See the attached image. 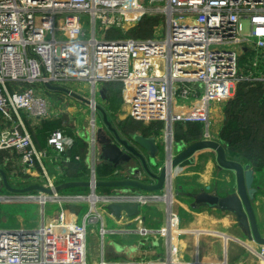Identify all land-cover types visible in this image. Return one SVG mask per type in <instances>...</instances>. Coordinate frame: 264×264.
<instances>
[{"label":"built area","instance_id":"1","mask_svg":"<svg viewBox=\"0 0 264 264\" xmlns=\"http://www.w3.org/2000/svg\"><path fill=\"white\" fill-rule=\"evenodd\" d=\"M154 12L165 18L166 32L149 39L118 36ZM82 14L90 17L91 29ZM70 82L91 86L89 196L56 192L65 181L63 155L82 132L68 124L65 111L53 109L42 88ZM243 83L264 87V0H0V153L16 152L18 165L11 177L40 179V186L53 191L40 193L41 205L58 207L48 225L0 230V264H89L88 227L99 224L103 241L108 233L103 213L117 202L138 203L142 210L158 203L166 207V223L155 232L165 255L144 264H203L180 259L184 232L173 206L174 171L160 193L97 194L101 162L96 137L102 126L97 121L98 85H120L134 121L165 125L169 166L174 159V126L200 124L202 140L220 142L211 133V105L232 101ZM60 119L62 130L50 135L46 148H39L32 133ZM69 127L73 137L66 133ZM48 162L54 163L53 173ZM126 176L114 170L108 180ZM81 202L91 207L80 224L67 206ZM131 220L142 223L140 218ZM137 230L148 235L144 228ZM257 256L264 264V247Z\"/></svg>","mask_w":264,"mask_h":264},{"label":"crops","instance_id":"2","mask_svg":"<svg viewBox=\"0 0 264 264\" xmlns=\"http://www.w3.org/2000/svg\"><path fill=\"white\" fill-rule=\"evenodd\" d=\"M102 88L103 87H101L99 91ZM105 104L106 102L99 105L102 106ZM225 106L226 105L221 106L218 103H213L210 108L211 133L216 140H219L224 127ZM166 132L165 128V134ZM121 136L127 139L126 136ZM139 138L152 139L154 137L143 135V137ZM155 140L157 143L156 138ZM88 145L87 166H89L91 158L89 142ZM142 152L147 157L150 155L147 151L143 150ZM9 153L16 157L13 164L16 165L17 163L18 165L17 161L19 155L16 152ZM228 159L232 160L230 158ZM232 161L239 162L242 165H250L238 160ZM15 167L16 166H13V168ZM48 167L49 171L53 173L55 168L54 163L48 162ZM251 168L254 170L252 166ZM254 171L256 175L254 186L258 189V193L253 206L258 225L261 232L264 233V168ZM174 172L178 175L177 198L179 199L180 197L185 199V201H177V207L175 209V212L181 213L184 218L180 224L184 232L183 237L179 242L180 259L188 263L199 261L203 264H262L256 253L257 250L259 251L260 247L243 236V233L238 227L236 219L232 214L222 213L206 206L193 207L195 201L193 198L189 197L190 194L198 195L202 192H217L219 195L224 196L228 192L232 193L234 190L235 179L233 174L229 171L221 170L218 167L215 153L209 150L201 151L197 153L193 159L179 166ZM89 173L90 169H88L86 177L78 181L86 182L87 180L88 182ZM34 175L36 176V174ZM14 180H21L25 183V186L16 185L19 189L42 184V182H34L40 181V179H31L34 183H27L28 181L26 180L30 179L28 176H24V174L10 177L8 179L9 185L10 182H13ZM99 180L107 181L108 179L99 178ZM66 182L71 181L65 180L63 183ZM208 187L210 188V191H207ZM126 193L137 192L135 190H129V192ZM155 205H150L148 206L149 208H144L142 210V216L145 218L144 221L141 220L142 223H136L137 221H132L131 219L126 218L117 219L109 212L103 213L104 227L108 231L106 236L110 238L109 246L105 248L104 242L106 236L102 241V237H100L99 234L100 225L98 224L95 227H97V243L101 246V250H99L100 256L99 258L91 260L89 255V264H100L102 260L108 263L136 262L144 264L146 261L162 258L165 255L164 244L163 241L156 236L155 232L166 223V207L164 204H158V206ZM72 207L69 208L70 212L75 216V220L79 222V214L76 215L75 212L72 211ZM45 208L46 207L41 206L40 213L42 214V223L37 228H40L43 225H48L51 219L55 216V212H53L48 218H45ZM104 216L107 217V222H105ZM140 228H144L148 231L146 237L141 236L138 230H136ZM239 239H242L245 243ZM87 245L89 252L92 246V239L89 242L87 239ZM242 249H245L247 252L249 251L247 256L242 254ZM243 256L246 257L244 260H241Z\"/></svg>","mask_w":264,"mask_h":264},{"label":"water","instance_id":"3","mask_svg":"<svg viewBox=\"0 0 264 264\" xmlns=\"http://www.w3.org/2000/svg\"><path fill=\"white\" fill-rule=\"evenodd\" d=\"M50 91L63 92L71 97L89 105L90 102L67 89L47 85ZM102 101L106 102V88L99 91ZM102 119V126L98 129L96 142L99 160L112 166L113 170H122L127 175L124 179H113L99 181L96 188L108 189L114 193H126L135 190L137 193L153 194L160 193L165 187L168 174L175 171L179 166L190 161L201 151H212L216 156V163L221 170L229 171L235 179V186L232 193L224 196L215 193L202 192L198 195L190 194L189 197L195 201V206H206L218 210L222 213L232 214L243 236L254 242L258 247H264V233L258 225L253 203L258 193L255 188V171L250 165H242L239 162L229 160L225 147L217 141L201 140L191 145L174 144L172 153L174 159L168 166V148L164 149L156 143L155 138L133 140L125 139L121 136L113 123L109 120L108 114L102 106L97 107ZM89 135V133H88ZM90 140V138H89ZM88 140V141H89ZM174 146L176 149H174ZM147 151V157L142 151ZM165 152V153H164ZM2 185L12 194L25 195L39 192L46 195H53V191L40 185H32L26 188L17 189L9 185L5 172L0 169ZM91 188L90 182L71 181L56 187V192L60 193L68 189ZM210 191V188H207ZM106 211L114 215L117 219L126 217L128 219L145 218L142 216V209L138 203L117 202L107 205Z\"/></svg>","mask_w":264,"mask_h":264},{"label":"trees","instance_id":"4","mask_svg":"<svg viewBox=\"0 0 264 264\" xmlns=\"http://www.w3.org/2000/svg\"><path fill=\"white\" fill-rule=\"evenodd\" d=\"M159 20L154 17H145L140 24L134 29V34L138 37L136 39L153 38L155 27L158 26ZM119 37H128L121 32L117 33ZM110 37H114V32H111ZM147 37V38H144ZM129 38V37H128ZM111 86L106 85V104L105 110L111 121V109L116 100V93H112ZM118 99V98H117ZM122 105L123 99H118ZM225 109V123L219 137L220 143L225 147L228 158L238 160L245 164H250L254 170H261L264 168V87L257 84L253 87L248 83L240 84L237 87L235 98L226 104ZM65 119V118H64ZM134 121V120H133ZM112 122V121H111ZM136 122V121H134ZM63 120L45 122L39 129L32 133V137L37 146L41 149L47 147V141L50 135L56 130H62ZM157 124L158 127H163V123ZM114 126H116L114 124ZM137 124L118 123L116 128L121 135H128L137 131ZM160 128L146 129L144 133L146 136L153 134H160ZM66 133L73 137L72 128L66 129ZM125 133V134H124ZM175 140L178 144L191 145L203 139V128L199 124H182L178 123L174 128ZM89 135L84 131L80 136L75 138V144L71 150L63 155L64 162L67 167H64V180L78 181L86 177L89 166L88 141ZM16 154V153H14ZM16 157L9 152L0 154V164L5 169L3 171L9 179L13 171V162ZM61 167V166H60ZM114 172L111 165L101 163L97 167V174L100 179H109Z\"/></svg>","mask_w":264,"mask_h":264},{"label":"rangeland","instance_id":"5","mask_svg":"<svg viewBox=\"0 0 264 264\" xmlns=\"http://www.w3.org/2000/svg\"><path fill=\"white\" fill-rule=\"evenodd\" d=\"M148 17H154L155 19L159 20L158 26L155 27L153 38L156 35L163 33L164 31L166 32L165 18L162 15L154 12L151 14V16H148ZM81 18L87 24V29L88 30H89V28L91 29L90 17L88 15L82 14ZM138 25L132 26L127 30L126 34L129 38L136 39L138 37L137 35L134 34V29H136ZM247 31H248V26L245 27V32H247ZM144 38H147V37H144ZM141 39H143V38H141ZM102 86L103 85L99 84L98 89H100ZM54 87H56V86H54ZM111 87H112V93L113 94L116 93V95H117L116 100L113 103L114 106L111 109V121H112L113 125L115 124L117 126L118 123H128V124L135 123V124H137L138 125L137 131H134L133 133H130L128 135H124L129 140H133L136 136L143 137V135H145L144 130H146L148 128L154 129V130H156L157 128H160L161 129L159 131L160 134H158V135L153 134L150 136L156 138L157 144L159 146H161L165 151V149H167V145H166V134H165L164 124H163V127H158L157 124L152 125V124H146L143 122H134L130 116V110L127 107V105L124 103V101H123L122 105L118 101V99H120V98L123 99L121 86L119 85V86H111ZM60 88L67 89L68 91L76 94L77 96H79L85 100H88L89 98H91V86L88 83L70 82V83L62 84ZM42 92H44L43 95L52 104L54 110L57 111V110L62 109L63 111L66 112V113L64 112V118L66 120H68V119L71 120V122H68L69 125H77L80 129L79 133L84 131L85 134H88V130L90 128V121H91V112L89 110L88 105H86L85 103L71 97V95H69L67 93L50 91L46 87L42 88ZM97 101L100 105L104 103L101 101L98 93H97ZM219 105L222 106V104H219ZM102 106H103V108H105V105H102ZM225 109H226V107L224 108V110ZM100 119L101 118L99 116L97 121H98L99 125L101 126L102 119L101 120ZM116 126H114V127L116 128ZM174 142H175V144H177L176 140ZM174 149H176L175 146H174ZM1 153H3V152H1ZM53 157H56V155H53ZM62 160H63V158H62ZM166 164H167V160H166ZM63 167H67V164L64 161H63ZM0 169L3 170V169H5V167H3L2 164H0ZM177 176L178 175L175 174L174 183H173V188H174L173 206H174V210L177 207V205H176L177 201H180V200L185 201L184 198H180L179 196H178L179 199L177 198V186H178ZM64 179L65 178H63L62 180H64ZM26 181H28L27 183H29V184L34 183V182L35 183L36 182L41 183V181H34L33 182V181H31V179L26 180ZM16 185L25 186V183H23V181H21V180L20 181L14 180L13 182H10V186L12 188L19 189L18 187H16ZM90 193H91V188H87V189L79 188V189H68V190L60 192L59 194L62 196H74V195L89 196ZM106 193H110V191L108 189L97 188V194L102 195V194H106ZM39 196H40L39 192H33V193L25 194V195L12 194L4 186H2V180L0 177V198H3L2 200H0V230H2V231L3 230L13 231V230L21 229V228H24L27 230H33V229L39 227L42 223V214L40 213V209H41L42 205L38 199ZM29 197H34V198H36V200H33V201L22 200L24 198H29ZM158 204H163V203H158ZM158 204L157 205L153 204V205L158 206ZM45 207H46L45 208L46 209L45 218H48V216L51 215L53 212L58 211L57 204H55L53 206L48 204ZM67 207L69 209L72 206H67ZM89 207H91V205H89L88 202H81V203H78L76 205H73L72 211L75 212L76 215L79 214V223L80 224L82 223L84 216L88 213ZM96 207L99 211L102 208V203H98L96 205ZM152 207H154V206H152ZM147 208H149V207H146L145 209H147ZM178 216L180 217V221L182 222L184 219L183 215L181 213H178ZM104 220H105V222L108 221L106 216H104ZM96 233H97V227H95V226H89L88 227V242L92 239V246H91L90 251L88 252V259H89V255H90L91 260L99 258V256H100L99 250H101V246H99V243H97L98 237H97ZM109 240H110V238H108L106 236V239L104 242L105 248H107L109 246ZM239 240L242 241V239H239ZM243 243H245V242H243ZM260 251H261V248H259V251L257 250L256 253H259ZM248 252L244 249L242 254L247 256ZM245 257L243 256L241 260H244ZM258 259L260 260L259 257H258ZM260 262H261V260H260ZM192 263H194V261Z\"/></svg>","mask_w":264,"mask_h":264},{"label":"bare ground","instance_id":"6","mask_svg":"<svg viewBox=\"0 0 264 264\" xmlns=\"http://www.w3.org/2000/svg\"><path fill=\"white\" fill-rule=\"evenodd\" d=\"M169 198H171V196H170ZM97 201H98V198H97V197H93V198H92V202H93V203H96Z\"/></svg>","mask_w":264,"mask_h":264}]
</instances>
